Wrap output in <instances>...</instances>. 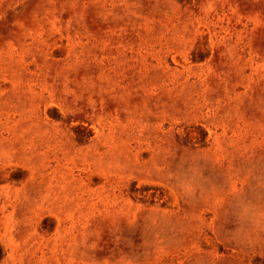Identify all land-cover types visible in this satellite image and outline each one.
Listing matches in <instances>:
<instances>
[{"label":"rangeland","instance_id":"obj_1","mask_svg":"<svg viewBox=\"0 0 264 264\" xmlns=\"http://www.w3.org/2000/svg\"><path fill=\"white\" fill-rule=\"evenodd\" d=\"M0 264H264V0H0Z\"/></svg>","mask_w":264,"mask_h":264}]
</instances>
